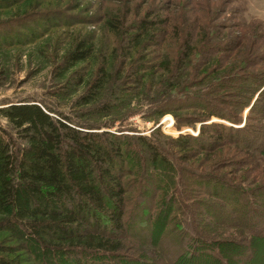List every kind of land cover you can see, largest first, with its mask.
I'll return each mask as SVG.
<instances>
[{
    "label": "trees",
    "instance_id": "16d2710c",
    "mask_svg": "<svg viewBox=\"0 0 264 264\" xmlns=\"http://www.w3.org/2000/svg\"><path fill=\"white\" fill-rule=\"evenodd\" d=\"M36 1L0 0V9L44 16ZM151 4L131 21L106 14L121 57L110 71L102 53L85 79L74 103L82 120L36 100L0 107V264H246L257 255L264 264V125L241 116L258 93L247 121L264 119V71L243 66L260 57L256 40L222 39L205 15L153 14ZM159 40L171 51L145 60ZM95 55L86 36L64 58ZM131 93L147 97L148 117L171 112L178 129L200 121L198 133L110 130L119 115L105 117ZM185 110L197 114H176Z\"/></svg>",
    "mask_w": 264,
    "mask_h": 264
},
{
    "label": "rangeland",
    "instance_id": "374dc122",
    "mask_svg": "<svg viewBox=\"0 0 264 264\" xmlns=\"http://www.w3.org/2000/svg\"><path fill=\"white\" fill-rule=\"evenodd\" d=\"M36 2L38 8L35 10L45 12L44 16H25L32 10L24 6L0 9V107L18 100H36L49 106L53 115L62 113L74 120H82L76 117L81 107L75 106L74 103L76 97L84 92L85 79L90 78L93 70L101 63L102 53L104 56L106 54L110 71H114L119 65L121 57L118 51L112 56V48L117 45V40L105 26L106 14L112 9H118L125 14V17L129 16L131 21L142 16L150 3L154 8L153 14L160 12L175 15L186 12L188 17L193 14L205 15L208 21L218 25L217 29L220 32L218 36L222 39L244 34L251 41L255 38L257 49L252 56L261 55L257 61L256 57L253 60L247 59L243 62V66L246 72L264 71V0H147V2L144 0H37ZM36 5L32 3L29 6ZM23 12L25 13L22 14ZM22 16L25 17L20 18ZM31 28H35L34 36L29 33L28 29ZM86 36L91 37L96 55L88 62L66 63L65 54ZM165 46L167 47H163L161 40L156 46H150L144 51V54H147L145 60L152 62L160 58L163 53L167 55V51L171 50H168L167 44ZM229 51L216 55L221 64L226 63ZM244 55L243 51V54L237 56L238 65L241 64ZM232 62L233 59L227 64ZM80 75L83 76L82 83L78 82ZM137 89L136 87L135 90ZM257 95L258 93L254 95L241 113L242 124L246 121L254 125H264V119L255 117L254 114L251 120L247 121L248 110L254 104ZM146 98L142 94L131 93L129 98L118 99L117 102H121L120 106L111 113L112 117L106 116L105 119L108 121L115 119L116 115H119V118L107 127L113 131L125 127L126 133L142 135H149L154 129L160 128L162 134L172 137L186 132L198 133L200 121L189 126L180 125L181 128L178 129L174 124L175 115L171 112L156 117L152 114V110L150 112L152 117H148L147 112L150 107ZM233 99L236 97L232 96ZM192 112L194 111L185 110L177 111L176 114L182 115V118L184 116L194 118L197 113L192 114ZM216 120L221 121L216 117L210 119V121ZM0 124L4 127L8 126L1 116ZM258 157L263 164L264 156L258 155ZM221 170L228 172V169ZM233 174L234 172L231 173ZM173 214L175 213L171 215ZM201 218L204 221L208 219L205 214L201 215ZM261 245L264 248V243L259 244ZM262 259L263 257L257 255L256 259L255 257L249 259L246 264H260Z\"/></svg>",
    "mask_w": 264,
    "mask_h": 264
},
{
    "label": "bare ground",
    "instance_id": "6f19581e",
    "mask_svg": "<svg viewBox=\"0 0 264 264\" xmlns=\"http://www.w3.org/2000/svg\"><path fill=\"white\" fill-rule=\"evenodd\" d=\"M167 122H168V121H167ZM171 123H172V121H171ZM167 125H168V124H167ZM169 125H170V123H169ZM169 125H168V126H169Z\"/></svg>",
    "mask_w": 264,
    "mask_h": 264
},
{
    "label": "water",
    "instance_id": "95a60500",
    "mask_svg": "<svg viewBox=\"0 0 264 264\" xmlns=\"http://www.w3.org/2000/svg\"><path fill=\"white\" fill-rule=\"evenodd\" d=\"M223 122V121H222Z\"/></svg>",
    "mask_w": 264,
    "mask_h": 264
}]
</instances>
